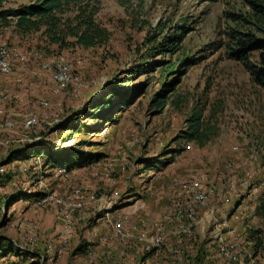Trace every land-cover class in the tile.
Here are the masks:
<instances>
[{"label":"rangeland","instance_id":"374dc122","mask_svg":"<svg viewBox=\"0 0 264 264\" xmlns=\"http://www.w3.org/2000/svg\"><path fill=\"white\" fill-rule=\"evenodd\" d=\"M33 1L5 0L0 10ZM226 12L249 10L242 0H75L56 14L63 43L51 41L46 27L22 32L14 20L0 23V46L15 54L0 75L9 93L0 122L14 123L0 133V242L24 254L6 251L0 264H264V86L252 74L261 51L248 47L241 61L231 56L226 33L235 25ZM90 17L107 31L106 43L89 48L64 36ZM176 32H183L176 49L160 54ZM59 61L79 77L76 92H55L53 71L41 67ZM118 95L130 103L123 106ZM105 99L108 119H86ZM28 114L38 124L24 130ZM193 114H200V135L185 142L181 133ZM65 122L82 127L58 129ZM35 145L54 158L80 154V163L61 177L41 166L40 177L32 167L24 175L22 159L7 162ZM195 176L207 198L190 232L166 237L158 249L139 240L177 228L162 216L181 202L175 181ZM74 189L83 193L76 201L93 197L87 209L64 210L58 202ZM113 192L118 199L103 210L101 198ZM118 214L127 216L130 238L112 237Z\"/></svg>","mask_w":264,"mask_h":264},{"label":"trees","instance_id":"16d2710c","mask_svg":"<svg viewBox=\"0 0 264 264\" xmlns=\"http://www.w3.org/2000/svg\"><path fill=\"white\" fill-rule=\"evenodd\" d=\"M5 0H0V4ZM75 0H34L32 3L24 6H20L16 9H7L0 10V23L6 25L9 20H14L15 26L22 32L27 31H39L41 27H46L52 33L51 41L55 43H63L60 33L61 30H58V25L60 20L56 17L57 13L62 12L63 6H66ZM205 2H214L216 0H203ZM244 6L248 8L244 16L235 15L230 12L225 13L226 19L230 20L234 25L235 29H228L226 36L229 41L232 42V45L235 49H232L231 56L237 58L238 61H241V56L248 47H252L253 51H261L259 54V67H252V74L255 76L256 80L264 86V0H242ZM64 34V32H63ZM183 32H176L173 36L166 37L163 40L158 52L163 54L166 49H171L172 51L175 48L174 44L182 36ZM255 35L260 36L257 38ZM64 36H71L75 39V44L79 46L93 48L98 45H103L108 41V33L106 30L102 29L92 17L89 19L81 20L75 24ZM138 70V72H141ZM144 71V70H143ZM134 73L136 71H133ZM119 96V95H118ZM111 97V96H109ZM118 100L126 106L130 103V99L124 96H119ZM158 106L161 105L159 102L156 103ZM110 108L109 103L105 99L102 103L96 104L93 108L94 111L92 114H89L86 119H100L104 121L108 119L107 113ZM121 109V108H120ZM101 110V113L100 111ZM187 130L181 133V138L185 142H191L197 140L201 131V117L200 114H193L187 121ZM58 128L61 131H70L77 133L80 131L79 124L73 125L70 122H65L64 124H58ZM28 153L22 155L21 151H16L9 156L7 162L12 161L13 157L19 160H28L35 156L45 157L43 166L45 169L49 170L55 167L65 168L66 171H71L74 167L80 163V154L77 155H67L65 158H54L49 153H45L43 149H38L37 145L27 146L25 148ZM16 155V156H15ZM24 157V158H23ZM163 165V162L160 163ZM153 168H158V164L152 166ZM39 199V196H36ZM257 232L254 233V236ZM253 233L250 234L249 239L253 238ZM4 240L0 242V255L5 253H15L16 257H20L23 254L22 250L14 247L12 243ZM2 247L5 251L2 252ZM83 247V246H81ZM3 256H0V258Z\"/></svg>","mask_w":264,"mask_h":264},{"label":"built area","instance_id":"2783aa9c","mask_svg":"<svg viewBox=\"0 0 264 264\" xmlns=\"http://www.w3.org/2000/svg\"><path fill=\"white\" fill-rule=\"evenodd\" d=\"M36 58H40L38 53H34ZM15 57L12 48L6 46H0V75H7L12 68V59ZM22 61V60H21ZM41 67L44 70H52V82L57 87L58 91H62L67 89L68 87L71 88L72 93L76 92L81 84V81L78 76H71L69 74V69L71 66L65 64L63 61L56 62L54 64L44 62ZM20 81V79H19ZM9 97V93L6 89H0V101H5ZM42 107H47L46 101L42 100L41 102ZM0 114L2 111L0 109ZM38 124L37 117L33 114H28L23 117L22 127L23 129H30L33 128ZM14 123L12 120H8L4 118L0 122V133H3L7 130L12 129ZM24 167L22 168V173L27 175L30 171V167L37 171V175L40 176L43 166V161L41 156H35L31 159L23 161ZM49 172L52 173L53 177H61L67 174L65 168L62 167H55L49 169ZM41 177V176H40ZM178 186V196L181 202L174 205L173 210H171L168 214H163L162 221L163 222H178L177 228L170 232L161 233L157 236H153L150 238H146L144 234L139 237V240H143L150 245V248L158 249L163 244V241L166 237L171 235H180L181 233H189L190 228L193 224L196 223L195 220V213L198 209L202 208V206L206 202L207 194L205 185L200 177L195 176L192 177L188 181H175ZM221 192V190H219ZM81 189H74L72 190L71 194H69L61 201L64 210H84L87 209L88 206L92 203L93 197H88L87 201H76V197L82 195ZM118 199V193L113 192L107 197L101 198V202L103 203L104 207L103 210H107L112 207V203ZM228 202V199L226 200ZM65 214V222H69V216ZM127 216L123 214H118L115 216L113 222H111V229H112V237L117 239H127L130 238V235L124 231V225L127 222ZM186 221L187 223H185ZM220 252L226 256L228 259L236 260V255L230 251L227 246H220ZM175 253L180 254L179 250H175Z\"/></svg>","mask_w":264,"mask_h":264}]
</instances>
